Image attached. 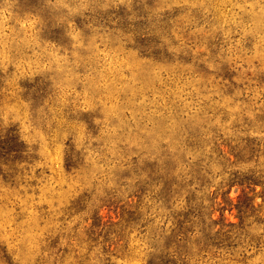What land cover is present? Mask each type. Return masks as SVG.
Returning a JSON list of instances; mask_svg holds the SVG:
<instances>
[{
  "label": "rangeland",
  "instance_id": "obj_1",
  "mask_svg": "<svg viewBox=\"0 0 264 264\" xmlns=\"http://www.w3.org/2000/svg\"><path fill=\"white\" fill-rule=\"evenodd\" d=\"M0 264H264V0H0Z\"/></svg>",
  "mask_w": 264,
  "mask_h": 264
}]
</instances>
